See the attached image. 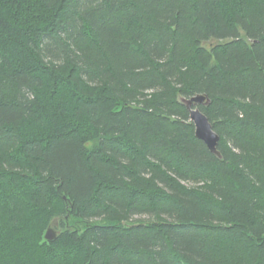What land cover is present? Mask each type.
Returning <instances> with one entry per match:
<instances>
[{"label":"trees","instance_id":"1","mask_svg":"<svg viewBox=\"0 0 264 264\" xmlns=\"http://www.w3.org/2000/svg\"><path fill=\"white\" fill-rule=\"evenodd\" d=\"M0 264H264V0H0Z\"/></svg>","mask_w":264,"mask_h":264},{"label":"water","instance_id":"2","mask_svg":"<svg viewBox=\"0 0 264 264\" xmlns=\"http://www.w3.org/2000/svg\"><path fill=\"white\" fill-rule=\"evenodd\" d=\"M182 101L190 110V118L195 125L196 136L203 140L214 154L221 157V152L218 149L220 135L214 130L209 117L198 106L199 103L203 102L208 104L210 100H206L204 95H195L191 98H183ZM56 236L57 233L51 228L47 230L45 235L47 240H53Z\"/></svg>","mask_w":264,"mask_h":264}]
</instances>
